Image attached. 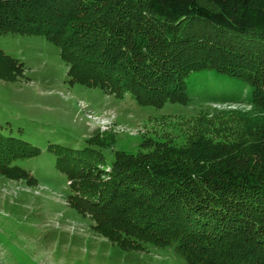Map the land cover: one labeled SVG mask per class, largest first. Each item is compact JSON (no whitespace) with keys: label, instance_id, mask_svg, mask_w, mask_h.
Masks as SVG:
<instances>
[{"label":"trees","instance_id":"obj_1","mask_svg":"<svg viewBox=\"0 0 264 264\" xmlns=\"http://www.w3.org/2000/svg\"><path fill=\"white\" fill-rule=\"evenodd\" d=\"M17 33L56 45L72 83L143 106L187 105L194 71L250 81L264 70V0H0L1 36ZM22 72L0 49V79ZM254 88L248 109L233 111L249 137L232 144L119 151L105 168L55 146L72 207L127 251L169 246L184 264H264V101ZM39 153L0 134V175L35 182L16 162Z\"/></svg>","mask_w":264,"mask_h":264},{"label":"rangeland","instance_id":"obj_2","mask_svg":"<svg viewBox=\"0 0 264 264\" xmlns=\"http://www.w3.org/2000/svg\"><path fill=\"white\" fill-rule=\"evenodd\" d=\"M0 49L23 64L17 78L0 79V134L40 151L16 162L35 182L0 175V264H184L173 247L127 251L93 230L91 215L69 201L73 193L55 146L83 151L90 165L105 168L119 151L133 156L199 139L245 140L249 132L233 111L248 109L254 85L264 101V70L257 66L250 81L216 69L194 71L185 80L187 105L157 108L72 83L60 49L42 35L0 34ZM100 140L114 143L104 148Z\"/></svg>","mask_w":264,"mask_h":264}]
</instances>
